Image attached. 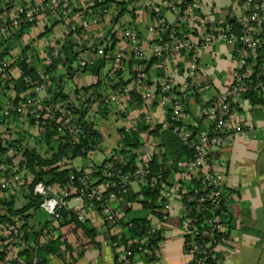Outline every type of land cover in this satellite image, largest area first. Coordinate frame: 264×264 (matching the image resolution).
<instances>
[{"label":"built area","instance_id":"1","mask_svg":"<svg viewBox=\"0 0 264 264\" xmlns=\"http://www.w3.org/2000/svg\"><path fill=\"white\" fill-rule=\"evenodd\" d=\"M102 1L96 0L93 9H89L88 16L82 17L81 22L75 24L70 20L74 0H0L1 124L10 120L25 121L28 122V127L32 126L39 135L42 134L41 131L53 125L56 128L54 140L58 142L77 139L81 133L80 119L83 112H86V120L90 121V114L104 109L117 107L118 113H127L130 110V90L127 87L111 94H90L83 95L81 99L69 100L73 109L68 103L47 100L44 95L51 86V81L46 73H40L41 80L35 83L28 93H19L16 91L14 80L16 61L8 54L5 55L6 39L23 29L43 25L48 17L61 26L66 37L81 32V38L92 48L100 39L103 40V37L94 35L93 41H89L90 35L85 31L97 27L109 15L108 8H94ZM131 1L134 3L136 0ZM243 1L246 15L237 21L238 33L231 23L216 30H209L199 16L201 5L198 0H192L184 11L179 6L181 0H151L150 9L156 20V27H149L148 32L154 34L160 31L164 35V39L158 43L142 39L139 31L133 26H128L123 31L125 47L120 48L114 55L115 63L110 69L114 75L119 73L129 56L149 62L153 58L166 59L189 53L193 62L188 77L193 79L200 71L198 60L201 49L209 48L215 42H225L235 47L240 55L234 79L228 93L219 103L202 105L199 118L206 120L208 127L199 131L197 123L185 124L182 99L173 83L164 79L160 86L153 89L150 87L145 64L139 66L141 68L135 77L141 98L138 121H145L152 129L161 126L162 130L174 134L182 145L192 151V157L163 162L157 172H152L148 166L132 168L125 158L104 161L100 169L105 178L104 186L95 185V165H91L80 177L71 175L64 188H50L39 182L34 186V194L42 198L40 208L48 214L52 222L61 221L62 212L73 209L70 203L79 201V205L75 207L78 221L85 222L88 212H98L106 227L118 229L115 236L120 244L126 227L131 228L133 224L125 220L121 211L114 206V202L128 196L134 186L140 189L137 193L139 200H145L142 189L147 185L157 186L160 183L163 189L168 180L165 174L171 171L170 175L188 176L192 178V182L186 184L176 180L171 186H167L165 191L161 190L162 202L158 212L160 221L164 223L169 219L173 212V203L176 201L182 211L185 248L192 255L191 264H224L220 247L229 235L224 217L232 198L223 187L221 172L215 166V160L223 148L232 145L238 135L245 133L243 125L230 120L232 110L253 92L264 99V0ZM167 12L179 13L176 24L183 23L190 31H197L200 34V44L177 36L173 24L165 16ZM106 38L110 44L111 37L108 35ZM62 45H55L45 55L46 62L53 63L61 56ZM98 53L103 56L104 50L101 49ZM94 63V60H80L81 67ZM156 105L166 109L168 113L167 120L161 124L153 119L149 111ZM76 112L81 114L77 115ZM139 131L137 125L123 128L126 135ZM16 146L17 143L11 141L8 136H0V196L14 193L16 190H28L32 180L28 181L27 177L20 173V167L27 169L23 149L20 152ZM83 202L87 203L86 207ZM150 229L148 235L137 244L130 241L127 246L120 247V261L123 264L131 263L134 251L143 256L151 254L150 237L160 228L151 226ZM29 234L30 232L23 228V220L20 217H15L13 222H0L1 251L6 253L5 261L1 264H44L37 252L42 250L50 239L57 238L56 230L51 227L43 228L37 241L29 237ZM15 250L21 252L14 254ZM25 251L27 253L22 254ZM65 253L71 257L73 251L66 250ZM154 255L156 256V251Z\"/></svg>","mask_w":264,"mask_h":264},{"label":"crops","instance_id":"2","mask_svg":"<svg viewBox=\"0 0 264 264\" xmlns=\"http://www.w3.org/2000/svg\"><path fill=\"white\" fill-rule=\"evenodd\" d=\"M95 1L96 0H74L70 19L71 22L79 24L82 17L88 16L89 9H93ZM137 1L141 2V6L136 4ZM198 2L201 5L199 16L207 24L209 30H216L232 21H239L246 15V7L243 0H198ZM134 4L137 8L139 7L140 15H135L134 19L128 22L127 26L135 27L139 31L141 38L148 42L158 43L164 39V35L160 31L154 34L148 32L149 27H156V20L150 9L151 0H136ZM108 9L109 15L102 20L99 25L111 27L109 31H113V34H116V30H118L123 23L120 22V19L118 22L114 21V17L118 19V11L115 9L114 3H111V7ZM169 14L171 16H169ZM145 15L146 17H144ZM178 15L179 13L175 12H167L165 14L167 20L173 24L176 34L179 33L182 37L189 38L194 43L200 44L198 36L200 34L197 31L186 30V28L183 27V23L176 24ZM137 16H140L143 20L136 18ZM97 27H92L85 31V33L90 35L89 41H93L94 35L99 38L103 37V40L100 39L101 41L98 42V44L101 45L98 47L97 51H82L80 48L77 49V51H81L80 57L82 55H87L78 60L79 62L80 60H94L97 62L100 59L109 57L108 55H112L113 60H109L106 68L99 77L83 76L80 78L82 72L69 77L66 75L69 73L67 68L58 67L57 72L62 80H72L76 86L74 92L76 95L69 98V100L81 99L83 95L115 93L120 89V86L114 89L113 85L118 84L121 80L123 82H128L123 87H127L130 93L138 94L135 77L138 70L141 68L139 66H141L140 63H142V61L129 56L128 59L124 61L119 73L117 75L112 74L110 69L115 63L114 55L120 48L125 47V42L122 35L117 36L116 34L115 43L111 42L109 44L106 38L109 31L106 33L102 32L100 35L97 34L100 32L97 30ZM48 33L52 34V36L46 41L41 57L32 55V58L23 57L17 58L18 61L14 60L16 61L14 62V80L17 92L28 93L31 90L20 75L17 68L18 62L26 60L28 65L36 66L35 68L39 74L45 73L46 68L52 64L46 62L45 55H47L55 45L65 43L69 37L64 36L61 26L48 17L43 25L33 29H23L4 41L6 48L5 55L8 54L10 56V49H14L15 43L21 38L27 37L35 39ZM70 37L73 39V36ZM10 43L11 45L13 44L12 47L9 46ZM84 43L87 45L86 41ZM108 46L114 47V50L106 52L105 49ZM86 47L90 49L89 46ZM101 49L104 50L103 56L98 53ZM239 57L240 55L236 48L225 42H215L209 48H202L198 60L200 71L193 79L188 77L189 68L193 62V57L189 53L171 56L166 59H155L151 62H147L145 66L149 76L150 87L156 89L164 79L171 81L178 94L184 100L185 124L191 125L192 123H197V129L199 131H204L208 127V122L206 120H200L199 118L202 105L205 103H219L226 96L234 79V71L238 64ZM97 84L98 86L91 88L88 92L83 90V88ZM64 93L66 94L65 91ZM44 96H46L45 98H47V100H51L52 93L47 91ZM131 96L129 94L130 110L127 113H118L117 107L110 108L109 113L113 115L112 119H114L116 123H120L119 130L134 125L139 127L140 131L137 134H139L141 144L131 152L136 155L135 166H146L154 160H157L158 164L161 165L165 162L164 153L166 148L160 146L163 142L161 137L155 135L153 132L155 129H152L145 121H138L140 103L139 101L133 100ZM149 111L153 115V119L160 124L168 118L167 110L157 105L151 107ZM92 115L98 120L101 114L98 112ZM89 116L91 119V114ZM230 120L233 123L243 125L245 133L238 135L232 145L223 148L215 160V166L221 172L223 187L232 198L230 208L225 216V223L228 226L229 235L227 240L221 245L220 252L224 264H264V99L262 103L254 104L249 97H245L241 100L239 105L232 110ZM27 124L28 122H19L18 120H10L3 124L0 123V136H8L11 141L18 140L22 136L18 135V133L23 134L25 131H27V133L30 132V130L34 131L32 126L28 127ZM166 132L168 133V131L162 129L159 131L160 134ZM33 137H36V142L41 135L35 133ZM102 139L103 133L101 141ZM120 142L121 136H119L113 148L102 156L99 163L91 162L89 165H83L81 167L90 168L91 165L97 166L102 164L113 155L112 152L114 149H118L122 146ZM99 147L100 144L97 150ZM71 166H74V164L71 163ZM167 179L162 191H165L167 186H171L176 180H180L186 184L192 182L191 177L178 174H171ZM104 185L105 181L100 184V186ZM139 190L138 187L137 189L134 188L130 194H137ZM19 195L24 196L22 193L19 194V192L0 196V209H3L2 205L5 203L17 201ZM128 196L114 202V206L121 211L125 220L131 221L135 218H128L129 211L147 210L148 215L142 218H146L151 226L159 227L160 229L158 230L161 232L162 238L158 244L154 260L149 261L143 255H138L132 260L133 263L191 264L192 255L185 248L184 231L181 224L182 211L176 204V201L173 203V212L169 219L162 223L157 214L159 208L157 211L145 209L138 195L133 201L128 200ZM27 202L28 200L24 199L23 205ZM4 212L6 213V210ZM30 215L31 216L26 221L29 227L27 230L29 232L40 233L44 224H37L36 222L33 224L30 223L29 220L33 214ZM87 220L99 231L96 237L98 247L92 244L91 239L85 235L82 229H75L73 223L62 226L59 221L55 223L54 229L58 235L57 237H62L60 240L62 247L57 254L51 257L50 264H115V252L110 238L115 236L118 229L106 227L98 212H88ZM48 221H50V219ZM66 250L73 251L71 257L66 255ZM19 252L21 251L15 250L13 253L17 254Z\"/></svg>","mask_w":264,"mask_h":264},{"label":"trees","instance_id":"3","mask_svg":"<svg viewBox=\"0 0 264 264\" xmlns=\"http://www.w3.org/2000/svg\"><path fill=\"white\" fill-rule=\"evenodd\" d=\"M192 0H181V4L179 5L181 10L184 11L186 6ZM111 3H114L115 9L118 11V19L114 17V21H119L122 15L127 11V4L133 3L131 0L124 1H112V0H103L101 3H97L94 8L105 7L110 8ZM234 25L235 31L239 32V26L237 21L230 22ZM183 27L188 30V28L183 25ZM185 30V29H184ZM113 31H109V37H111L112 43L116 41V34H113ZM179 37H182L181 34L177 33ZM74 34L70 35L73 36ZM81 32L77 33L73 36V39L69 37V39L63 43L61 49V56L58 57L50 66L46 68L45 73L50 77L51 86L48 89L49 93H52V101H61L68 103V105L73 109L72 105L69 103V97L63 91L62 78L59 76L57 72L58 67H65L69 72L66 74L69 77L74 76L76 73H89L92 76L99 77L104 69L106 68L109 60H113L112 55H108L109 57L103 58L95 62L93 65H87L84 67L80 66L79 57L81 51H77V49H82V51H94L98 49L101 44H96L92 48L88 49L84 40L81 38ZM78 41H77V40ZM101 41V40H100ZM80 44V45H79ZM114 47L111 46L106 47L105 51H113ZM262 53L264 54V48L262 49ZM114 57V56H113ZM157 58H153L151 61ZM149 61V62H151ZM78 62V67H73L74 63ZM147 62H142L140 65H144ZM133 65V62H132ZM36 67V66H35ZM34 66L28 65L26 60H21L18 62V70L20 72L21 77L25 80L26 84L29 85L30 88L35 83H38L40 79V74L37 72V69ZM147 71V70H146ZM75 72V73H74ZM128 82L119 81L118 84L113 85L114 89L120 86L123 88ZM98 86L93 85L87 88H83L84 91L88 92L91 88ZM122 86V87H121ZM100 95V94H97ZM132 95V96H131ZM130 96L133 100L141 102V98L139 94L130 93ZM181 97V96H180ZM246 97H249L254 104L262 103L263 99L259 97L256 93L248 94ZM182 99V103L184 104V100ZM103 117H107L109 111L102 110L100 111ZM77 115H80V112H76ZM81 125V133L78 135L77 139L74 140H66V141H55L54 135L56 133V128L51 125L46 128L44 131H41V137L36 140L37 145H41L45 147V152L50 153L49 157H43L40 151L37 148H24L23 155L25 158V166L27 171L31 174L32 180L29 185V193L30 196L27 199L28 202L21 209H16L15 201H10L9 203L3 204V209H0V222L1 223H9L13 222L14 216L23 218V228L27 229L28 223H26L27 219L31 216L29 213L31 210L41 209L40 205L42 202V198L36 196L34 194V186L43 182L47 187H59L64 188L68 182L70 181L71 175H76L80 177L83 172L86 170V167H74L71 166V162L77 158H86L87 155L92 151L96 150L101 142L102 133L98 131L93 123L86 120V112H83L82 118L80 119ZM161 126H157L155 131V135L161 137L162 142L160 146L166 148L164 153L165 162L169 160H185L192 157L193 153L187 147L182 145L175 137L174 134L168 131V133L160 134ZM121 133V144L122 146L118 149L113 150V155L108 158L106 161H112L114 159L125 158L128 161V164L132 168L135 167V158L136 155L132 154V150L138 148L140 146L139 134L135 133L133 135H126L123 130H119ZM152 132V133H153ZM102 164L95 166V170L93 173L94 179L96 181L95 185H100L105 181V178L102 175L100 169H102ZM148 166L152 172H157L160 169V165L157 160H154L152 163H149ZM97 167V168H96ZM89 169V168H88ZM170 172L165 174V178L170 176ZM161 183L157 186L147 185L145 186L141 193L144 195L145 200L141 203L145 209L155 210L160 209L161 199ZM107 193V192H106ZM75 195H73L74 197ZM137 194H130L128 196V200L133 201ZM98 209V208H97ZM6 210V213L4 211ZM157 213V212H156ZM158 214V213H157ZM20 217V219H21ZM22 220V219H21ZM225 220V217H224ZM133 224V227H126L124 231L123 238L120 240V244L117 243V236H112L110 240L113 244V249L115 252V264H123L120 261V247L127 246L130 241L137 244L142 238L146 237L150 232V222L146 218H134L130 221ZM70 223H73L75 229H82L87 237L91 239L92 244L98 247L96 243V237L99 234V231L94 228L90 221L86 220L85 222H80L77 219V209L73 208L71 210H65L62 212V219L60 221V225L65 226ZM55 223L47 221L44 224V227H51L54 229ZM39 233L30 232L29 237H31L34 241H37L39 238ZM62 237L52 238L46 243L42 250L37 252L38 256L42 258V262L44 264H50V259L53 255L57 254L61 247L62 243L60 242ZM161 232L157 231L150 237L149 247L151 249V254L146 255L149 261L155 259L154 251L158 249V244L161 241ZM27 253V251L22 252V254ZM140 255L138 251H134V257L131 258V263H133V259ZM6 253L5 251L0 250V264L5 261Z\"/></svg>","mask_w":264,"mask_h":264},{"label":"rangeland","instance_id":"4","mask_svg":"<svg viewBox=\"0 0 264 264\" xmlns=\"http://www.w3.org/2000/svg\"><path fill=\"white\" fill-rule=\"evenodd\" d=\"M120 1H122V0H120ZM136 4L140 5L141 2L137 1ZM126 7H127V11L120 18V22L123 23V25L118 30H116L117 36L118 35L121 36L123 34V31L128 27L127 26L128 22L132 21L134 19L135 15H140L139 7L137 8L134 3H131V4L129 3V4H127ZM169 16H171V15L169 14ZM144 17H146V15ZM136 18L142 19L140 16H137ZM110 28L111 27H105L104 25H99L97 27V30L100 32H98L97 34L101 35L102 32L106 33L110 30ZM51 36H52V34L48 33L46 35H43V36H41L39 38H35V39L27 38V37L21 38L18 42L15 43L14 49H10V58H12L14 60H17V58H23V57L32 58V55H36V56L41 57V53H43V51H44L45 43H46V41H48L51 38ZM9 46L12 47L13 44L11 45V43H10ZM86 56L87 55H82L79 58H84ZM77 66H78V62H75L73 67H77ZM83 74L82 73L80 74V78H82L83 76H85V77L86 76H92L89 73H83ZM62 85L64 87V91L66 92V94H68L69 98L76 95L74 93L76 86L74 85L72 80L64 79L62 82ZM104 110L109 111L108 109H104ZM100 114L101 115H100V118L98 120L95 118L94 115H91V119L89 121V122L93 123L94 127L98 131L103 133V139L100 142V147L98 150L97 149L92 150L87 155L86 158H77V159L73 160L71 163L74 164L75 167H81L83 165H89L91 162L99 163L100 160L102 159V156L107 154V151H109L113 148V145L117 142V139L119 138V136H121V133L119 131L120 123H116L114 121V119H112L113 115L111 113H109L111 115L108 114L107 115L108 117L104 118L102 116V113H100ZM26 133H27V131H25L23 134L18 133V135H22V136L19 139L17 138L18 140H15V143H17V145H18L16 147L20 149V152L24 148H37L43 157H49L50 153L45 152V150H46L45 147L36 144V142H35L36 137L35 138L33 137L36 132L30 130V132H28L27 134ZM19 160H20V155H19ZM87 169L88 168H86V170ZM19 170H20V173H22L25 177H27L28 181H30L32 179L31 174L27 170H25L23 167H20ZM134 188L137 189V186H134ZM24 191L16 190V193L19 192V194L22 193L24 195V196L19 195L17 198V201H15V206L17 205L16 209L23 208L24 207V205H23L24 199L27 200L30 196V193L28 190H24ZM25 205H26V203H25ZM30 214H33V216L29 220V222L32 224L35 222L37 224H39V223L45 224L50 219L48 214L46 212H44L43 210H40V209L31 210ZM147 215H148L147 210H145V211H129L128 212V218H134V217L135 218H137V217L142 218V217H146ZM14 217H18V216H14ZM22 217H21V219L23 220Z\"/></svg>","mask_w":264,"mask_h":264},{"label":"water","instance_id":"5","mask_svg":"<svg viewBox=\"0 0 264 264\" xmlns=\"http://www.w3.org/2000/svg\"><path fill=\"white\" fill-rule=\"evenodd\" d=\"M78 205H79V201H72V202L70 203L71 208H75V207H77ZM83 205L86 207V206H87V203H86V202H83Z\"/></svg>","mask_w":264,"mask_h":264}]
</instances>
